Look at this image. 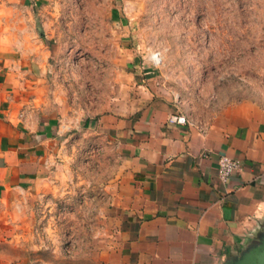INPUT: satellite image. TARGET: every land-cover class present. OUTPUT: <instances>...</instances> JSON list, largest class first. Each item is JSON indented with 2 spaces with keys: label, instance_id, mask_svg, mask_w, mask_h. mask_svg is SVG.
I'll return each mask as SVG.
<instances>
[{
  "label": "crops",
  "instance_id": "0c3cea01",
  "mask_svg": "<svg viewBox=\"0 0 264 264\" xmlns=\"http://www.w3.org/2000/svg\"><path fill=\"white\" fill-rule=\"evenodd\" d=\"M36 5L0 0V264H33L14 249L42 248L33 215L47 196L65 191V143L81 131L113 146L118 158L104 167L103 203L95 193L87 200L104 223L95 264H231L257 244L264 109L243 101L221 108L204 127L169 126L168 117L182 112L160 81L164 72L144 57L137 65L124 56L118 61L127 68L110 71L99 103L83 107L75 86L85 81L91 90L95 71L57 63L38 32L34 18L43 12ZM223 155L242 165L225 184L217 175ZM24 225L25 233L16 230Z\"/></svg>",
  "mask_w": 264,
  "mask_h": 264
},
{
  "label": "rangeland",
  "instance_id": "374dc122",
  "mask_svg": "<svg viewBox=\"0 0 264 264\" xmlns=\"http://www.w3.org/2000/svg\"><path fill=\"white\" fill-rule=\"evenodd\" d=\"M35 2L43 12L34 18L38 32L58 55L57 63L95 71L91 90L85 81L75 86L83 107L99 103L110 71L127 68L119 65L124 56L137 65L144 57L164 72L160 81L169 86L189 124L204 127L221 108L243 101L264 109V0ZM153 56L159 64H153ZM106 145L82 131L65 143L71 154L65 160L70 181L62 194L47 196L37 206L33 226L42 248L17 246L13 254L18 260L26 256L33 264H95L93 249L103 245L104 223L99 207L94 211L87 200L95 193L103 203L99 186L104 167L118 161L113 146ZM19 219L23 225L24 217ZM16 230L24 232L25 225Z\"/></svg>",
  "mask_w": 264,
  "mask_h": 264
},
{
  "label": "built area",
  "instance_id": "2783aa9c",
  "mask_svg": "<svg viewBox=\"0 0 264 264\" xmlns=\"http://www.w3.org/2000/svg\"><path fill=\"white\" fill-rule=\"evenodd\" d=\"M152 62L154 65L159 64V58L153 56ZM167 124L172 127H183L189 124L187 117L183 114H173L168 117ZM242 168L241 162L236 159H232L228 156H220L217 163V175L221 182L228 183L231 177L238 173ZM38 231H35L37 233ZM66 252H69V245L65 246Z\"/></svg>",
  "mask_w": 264,
  "mask_h": 264
},
{
  "label": "water",
  "instance_id": "95a60500",
  "mask_svg": "<svg viewBox=\"0 0 264 264\" xmlns=\"http://www.w3.org/2000/svg\"><path fill=\"white\" fill-rule=\"evenodd\" d=\"M248 248L246 252L231 264H264V228L259 235V242Z\"/></svg>",
  "mask_w": 264,
  "mask_h": 264
},
{
  "label": "flooded vegetation",
  "instance_id": "af4514ba",
  "mask_svg": "<svg viewBox=\"0 0 264 264\" xmlns=\"http://www.w3.org/2000/svg\"><path fill=\"white\" fill-rule=\"evenodd\" d=\"M249 249H251V248H249Z\"/></svg>",
  "mask_w": 264,
  "mask_h": 264
}]
</instances>
